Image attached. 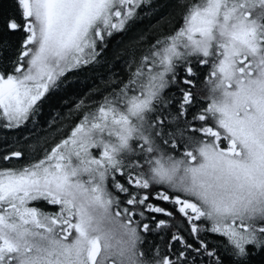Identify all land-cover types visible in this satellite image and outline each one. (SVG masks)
<instances>
[{"label": "snow or ice", "instance_id": "obj_1", "mask_svg": "<svg viewBox=\"0 0 264 264\" xmlns=\"http://www.w3.org/2000/svg\"><path fill=\"white\" fill-rule=\"evenodd\" d=\"M0 130V264H264V0H0Z\"/></svg>", "mask_w": 264, "mask_h": 264}, {"label": "trees", "instance_id": "obj_2", "mask_svg": "<svg viewBox=\"0 0 264 264\" xmlns=\"http://www.w3.org/2000/svg\"><path fill=\"white\" fill-rule=\"evenodd\" d=\"M153 22H154V21H153ZM145 24H147V20L145 21ZM119 39H120V37L118 36V37H117V40H119ZM116 71L118 72V71H119V68H117ZM89 82H90V81H89ZM65 111H66V110H65ZM76 122H78V120H77ZM71 126H72V122H69V123H68V126L65 128V132L70 133ZM3 135H4L3 131L0 130V137H3ZM59 138H60V137H57V139H59ZM9 139H12V137L9 136ZM2 149H3V144H2V141H0V150H2Z\"/></svg>", "mask_w": 264, "mask_h": 264}]
</instances>
